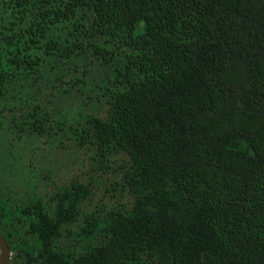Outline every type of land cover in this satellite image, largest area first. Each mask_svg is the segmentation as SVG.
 I'll list each match as a JSON object with an SVG mask.
<instances>
[{
	"label": "trees",
	"instance_id": "1",
	"mask_svg": "<svg viewBox=\"0 0 264 264\" xmlns=\"http://www.w3.org/2000/svg\"><path fill=\"white\" fill-rule=\"evenodd\" d=\"M50 88L105 98L84 122L131 157L135 204L86 216L69 234L104 240L73 252L87 186L54 218L0 191L10 264H264V0H0V105L41 124Z\"/></svg>",
	"mask_w": 264,
	"mask_h": 264
},
{
	"label": "rangeland",
	"instance_id": "2",
	"mask_svg": "<svg viewBox=\"0 0 264 264\" xmlns=\"http://www.w3.org/2000/svg\"><path fill=\"white\" fill-rule=\"evenodd\" d=\"M84 69H80V75ZM47 91L42 103L48 114L41 124L28 122L26 105H0V191L13 204L40 200L54 218L56 192L60 188L73 183L87 186L90 194L80 201L75 220L62 224L59 240L65 249L81 252L88 244L102 242L103 236L78 241L69 230L80 229L91 214H105L113 209L128 213L133 209L135 195L124 177L131 157L125 152L103 151L91 126L84 122L86 115L106 116L108 105L104 97H99V90L87 101L80 99L79 91L71 99L67 96L52 101L50 95L56 91ZM13 254L12 250L11 257Z\"/></svg>",
	"mask_w": 264,
	"mask_h": 264
},
{
	"label": "water",
	"instance_id": "3",
	"mask_svg": "<svg viewBox=\"0 0 264 264\" xmlns=\"http://www.w3.org/2000/svg\"><path fill=\"white\" fill-rule=\"evenodd\" d=\"M11 250L10 247L0 230V264H9L11 258Z\"/></svg>",
	"mask_w": 264,
	"mask_h": 264
},
{
	"label": "flooded vegetation",
	"instance_id": "4",
	"mask_svg": "<svg viewBox=\"0 0 264 264\" xmlns=\"http://www.w3.org/2000/svg\"><path fill=\"white\" fill-rule=\"evenodd\" d=\"M10 261H11V258H10ZM10 261H9V264H10Z\"/></svg>",
	"mask_w": 264,
	"mask_h": 264
}]
</instances>
